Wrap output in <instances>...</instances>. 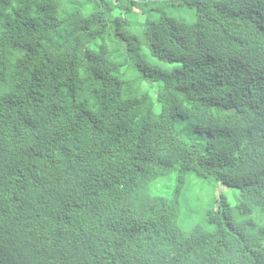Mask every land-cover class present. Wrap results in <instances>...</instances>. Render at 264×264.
<instances>
[{"label": "trees", "instance_id": "1", "mask_svg": "<svg viewBox=\"0 0 264 264\" xmlns=\"http://www.w3.org/2000/svg\"><path fill=\"white\" fill-rule=\"evenodd\" d=\"M0 264H264V0H0Z\"/></svg>", "mask_w": 264, "mask_h": 264}, {"label": "rangeland", "instance_id": "2", "mask_svg": "<svg viewBox=\"0 0 264 264\" xmlns=\"http://www.w3.org/2000/svg\"><path fill=\"white\" fill-rule=\"evenodd\" d=\"M85 0H76V4H81ZM123 16L125 14H122ZM141 15V14H140ZM145 19V16H141ZM14 55V54H13ZM9 57L12 59V54ZM148 60L159 68H170V65L159 63L151 56ZM177 125L183 132L186 139L190 142L196 143L200 148L204 149L206 141L205 134L197 133L194 130V121L192 119L178 118ZM160 190L167 197L178 194L181 201V214L179 219L180 227L184 230H190L195 225H204L206 214L209 210L217 209L218 201L221 196H225L232 206H236L239 200V189L230 185L218 182L211 177L198 176L195 173H189L186 177L185 183H180L178 175L173 174L164 182L159 184ZM179 187H181L179 189ZM245 218L239 215L235 217V223L239 224ZM207 229H211L212 225H207Z\"/></svg>", "mask_w": 264, "mask_h": 264}]
</instances>
